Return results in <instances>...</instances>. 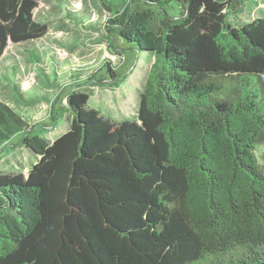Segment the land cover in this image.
I'll return each mask as SVG.
<instances>
[{
  "label": "trees",
  "instance_id": "1",
  "mask_svg": "<svg viewBox=\"0 0 264 264\" xmlns=\"http://www.w3.org/2000/svg\"><path fill=\"white\" fill-rule=\"evenodd\" d=\"M98 1L111 45L154 57L139 124L78 89L116 84L108 61L51 99L52 123L70 116L52 141L0 101V149L16 136L37 156L25 176L0 171V264H264V14L239 15L251 0ZM37 6L0 0V61L45 35ZM18 68L2 74L20 82Z\"/></svg>",
  "mask_w": 264,
  "mask_h": 264
},
{
  "label": "rangeland",
  "instance_id": "2",
  "mask_svg": "<svg viewBox=\"0 0 264 264\" xmlns=\"http://www.w3.org/2000/svg\"><path fill=\"white\" fill-rule=\"evenodd\" d=\"M244 10L239 14L244 19L248 17L249 10L250 13L264 14V0H251ZM108 18V12L98 0H38L35 20L46 25L45 35L34 43L9 44L0 61V101L23 116L32 130L47 140L52 141L65 132L70 122L68 114L51 122V99L69 81L80 83L105 61L115 68L117 83L109 86L108 82L93 84L91 81L81 84L78 89L88 92L87 105L99 109L104 117L139 124V94L154 57L142 58L143 53L138 56L135 50L123 48L120 43L111 45L113 34L108 32L111 28L107 24ZM25 48L34 50L41 61H45V70L38 71L29 64ZM12 61L19 64L20 82L7 71L2 74L4 67ZM64 102L63 99L61 103ZM53 105L57 107L58 102ZM17 142L15 136L0 149V171L25 176L37 161V156ZM260 161L263 162L262 159Z\"/></svg>",
  "mask_w": 264,
  "mask_h": 264
}]
</instances>
